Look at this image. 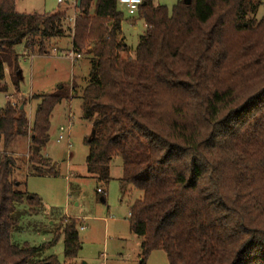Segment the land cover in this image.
Masks as SVG:
<instances>
[{
  "label": "trees",
  "instance_id": "trees-1",
  "mask_svg": "<svg viewBox=\"0 0 264 264\" xmlns=\"http://www.w3.org/2000/svg\"><path fill=\"white\" fill-rule=\"evenodd\" d=\"M154 2L134 16L145 31L132 51L117 0H80L72 28L66 13H18L16 0H0V92L6 69L18 91L20 57L47 55L68 37L90 64L79 95L92 130L85 166L108 184L120 158L121 196L141 192L128 218L141 264L155 251L168 264H264V16L255 18L264 0H183L171 12ZM34 100L32 122L26 103L0 109V264H58L38 257L60 238L65 259L80 250L69 221L39 247L11 242L17 206L39 199L19 191L8 148L27 140L28 172L53 176L40 153L68 94L61 87Z\"/></svg>",
  "mask_w": 264,
  "mask_h": 264
},
{
  "label": "rangeland",
  "instance_id": "rangeland-1",
  "mask_svg": "<svg viewBox=\"0 0 264 264\" xmlns=\"http://www.w3.org/2000/svg\"><path fill=\"white\" fill-rule=\"evenodd\" d=\"M16 0V11L26 14L66 13L65 27L72 28L78 0ZM183 0H155V4L172 7ZM123 13L122 34L127 46L133 51L142 35L143 23L133 28ZM93 11V9H92ZM264 16V2L255 15L256 20ZM54 49H56L54 51ZM19 53H23L21 47ZM71 51L70 39L55 41L47 55H24L19 59L21 80L18 91L11 85L6 69L7 93L0 92V109L9 102L16 107L26 103L24 111L32 122L39 96L50 95L64 87L68 100L57 105L50 119L49 141L42 149L40 158L52 168L53 176H38L28 172V142L16 140L9 148L16 159L13 179L22 185L19 191L35 195L38 205L27 203L17 206L19 229L11 235L17 247L28 245L39 247L49 242L56 230L69 222H77L76 230L80 250L72 260L63 255L62 238L52 248L44 251L38 260L54 257L58 264H141L140 239L129 229V207L142 195L132 190L121 196L119 178L122 176L121 160L115 158L110 165L111 181L106 184L91 176L85 166L88 148L84 139L91 133L90 124L81 118L80 90L84 87L90 71L86 57L72 61L66 57ZM76 87L73 91L71 87ZM64 128V139L57 142L59 129ZM2 146L0 145V154ZM97 189L103 191L97 193ZM74 217V218H69ZM78 218V219H75ZM144 264H168L162 251L152 252Z\"/></svg>",
  "mask_w": 264,
  "mask_h": 264
},
{
  "label": "built area",
  "instance_id": "built-area-1",
  "mask_svg": "<svg viewBox=\"0 0 264 264\" xmlns=\"http://www.w3.org/2000/svg\"><path fill=\"white\" fill-rule=\"evenodd\" d=\"M118 1V5L120 7H122L124 9V11L127 13V15L129 17H134L136 16L140 6L143 3V0H117ZM59 3H61L60 0H58ZM68 58H70L72 61H76L78 59H81V55L79 54H75L72 50L70 52H68L67 56ZM7 101L10 100L9 97H6ZM12 107H16L14 104H12ZM66 133V130L64 128H60L59 129V136L57 139V142H60L64 139V134ZM97 193L101 194L102 191L100 189L97 190Z\"/></svg>",
  "mask_w": 264,
  "mask_h": 264
},
{
  "label": "crops",
  "instance_id": "crops-1",
  "mask_svg": "<svg viewBox=\"0 0 264 264\" xmlns=\"http://www.w3.org/2000/svg\"><path fill=\"white\" fill-rule=\"evenodd\" d=\"M157 5V4H156ZM129 19H130V21L129 22H127L130 26H132L133 28H135L136 27V24L138 23V22H141V23H143V31H145V25H144V22L142 21V20H140V19H138V18H135V17H129ZM123 23L124 22H122L121 23V30H122V27H123ZM144 33V32H143ZM142 33V34H143ZM122 38L124 39V37H123V34H122ZM91 127V126H90ZM121 178V177H120ZM119 178V179H120ZM69 218H74V217H69ZM75 219H78V218H75ZM79 220V219H78Z\"/></svg>",
  "mask_w": 264,
  "mask_h": 264
},
{
  "label": "water",
  "instance_id": "water-1",
  "mask_svg": "<svg viewBox=\"0 0 264 264\" xmlns=\"http://www.w3.org/2000/svg\"><path fill=\"white\" fill-rule=\"evenodd\" d=\"M144 2H143V5H145V2H146V0H143ZM184 3L185 4H189V0H184ZM79 4H80V0H78V2H77V6H79Z\"/></svg>",
  "mask_w": 264,
  "mask_h": 264
}]
</instances>
